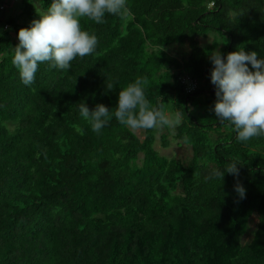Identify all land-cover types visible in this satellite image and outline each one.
<instances>
[{
	"label": "trees",
	"instance_id": "trees-1",
	"mask_svg": "<svg viewBox=\"0 0 264 264\" xmlns=\"http://www.w3.org/2000/svg\"><path fill=\"white\" fill-rule=\"evenodd\" d=\"M126 3L127 21L82 19L95 51L69 70L40 63L31 86L12 64L31 22L0 27V264H264V135L242 142L218 120L210 60L239 45L264 59V0ZM19 4L38 16L35 0ZM210 34L219 40L203 42ZM138 77L150 105L181 113L173 137L191 146L187 163L154 148L157 128L140 138L115 119L119 91ZM81 103L109 107L99 134ZM230 163L238 177L214 175Z\"/></svg>",
	"mask_w": 264,
	"mask_h": 264
},
{
	"label": "clouds",
	"instance_id": "clouds-1",
	"mask_svg": "<svg viewBox=\"0 0 264 264\" xmlns=\"http://www.w3.org/2000/svg\"><path fill=\"white\" fill-rule=\"evenodd\" d=\"M106 14L126 18L129 14L126 0H52L47 11L39 13V19L18 32L19 43L13 48L12 64L18 69L22 83L25 86L35 83L40 63L49 62L53 67L69 70L77 56L92 54L98 38L82 29L81 20L87 18L99 24L104 22ZM210 60L214 66L211 82L216 87L214 112L218 120L234 125L237 139L242 142L264 135V59L239 45L226 58L214 50ZM148 83L146 77H138L119 91L115 119L133 130L179 125L181 113L173 117L163 105H150L145 94ZM79 111L97 134L111 118L109 107L102 103L94 109L81 103ZM225 171L239 176L236 163H230L223 172L217 170L214 175L223 179ZM234 187L239 198H245L242 183Z\"/></svg>",
	"mask_w": 264,
	"mask_h": 264
},
{
	"label": "rangeland",
	"instance_id": "rangeland-1",
	"mask_svg": "<svg viewBox=\"0 0 264 264\" xmlns=\"http://www.w3.org/2000/svg\"><path fill=\"white\" fill-rule=\"evenodd\" d=\"M19 2L21 3V0H19L18 2H15L14 0H6V5H7L6 8L0 10V27L4 26L5 28H7L8 27L6 25L8 24L7 19H9L10 17L16 19L19 24H23L25 20L32 22L35 19H39L40 18L39 13H44L47 11L46 9L42 8V5L40 4L39 0H35V8H36V12L38 13V16L27 19L26 14L22 9V4L20 5ZM129 17L130 15L128 14V16L125 18V21H127ZM9 36L12 40L15 39L16 34L14 33L13 29L9 31ZM213 40L218 41L219 39L214 34H210L208 37L202 39L203 42H211ZM186 48H187L186 45H179V44H173L171 46V49L175 52H178L180 49L182 50ZM186 83L188 88L192 87L191 89H193V87L195 86L196 88H198L201 85V84L190 85L188 84V81H186ZM166 113L174 117L177 111L174 110L173 108H169L166 110ZM134 131L137 133V135L140 138L144 137V129H136ZM174 132H175V126L157 127V131L155 134L156 138L154 141V148L162 155H165L169 158H176L184 163H187L192 156V148L190 145L186 144L182 140L175 139L173 137ZM162 135H165L166 139L169 141L167 146H163L162 144ZM140 156H142V154H140ZM252 226L253 224L252 222H250L249 230L247 234L243 236V241H247L250 239L253 229Z\"/></svg>",
	"mask_w": 264,
	"mask_h": 264
},
{
	"label": "built area",
	"instance_id": "built-area-1",
	"mask_svg": "<svg viewBox=\"0 0 264 264\" xmlns=\"http://www.w3.org/2000/svg\"><path fill=\"white\" fill-rule=\"evenodd\" d=\"M6 6H7V5H6V2H5L4 0H0V9H5ZM6 25H7V24H6ZM184 81H188V84H190V85H191V84H196V83H194V81L190 80V78L187 77V76L184 78ZM191 88H192V87H189L188 89L191 90ZM193 88H194V87H193Z\"/></svg>",
	"mask_w": 264,
	"mask_h": 264
}]
</instances>
